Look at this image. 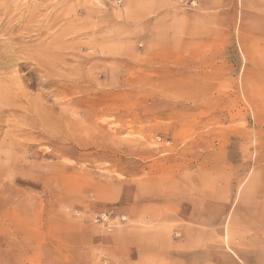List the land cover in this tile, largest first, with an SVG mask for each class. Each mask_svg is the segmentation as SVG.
Returning a JSON list of instances; mask_svg holds the SVG:
<instances>
[{"label": "rangeland", "instance_id": "obj_1", "mask_svg": "<svg viewBox=\"0 0 264 264\" xmlns=\"http://www.w3.org/2000/svg\"><path fill=\"white\" fill-rule=\"evenodd\" d=\"M0 264H264V0H0Z\"/></svg>", "mask_w": 264, "mask_h": 264}]
</instances>
